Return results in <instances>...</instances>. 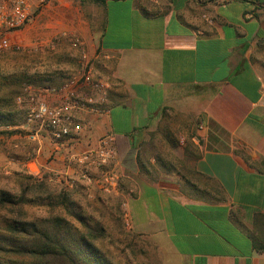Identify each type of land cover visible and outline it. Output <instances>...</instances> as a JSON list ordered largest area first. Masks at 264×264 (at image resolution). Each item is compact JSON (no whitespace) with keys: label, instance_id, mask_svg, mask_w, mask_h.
<instances>
[{"label":"crops","instance_id":"0c3cea01","mask_svg":"<svg viewBox=\"0 0 264 264\" xmlns=\"http://www.w3.org/2000/svg\"><path fill=\"white\" fill-rule=\"evenodd\" d=\"M97 3L66 25L80 39L69 76L87 62L105 104L75 113L76 140L33 137L29 172L99 189L82 161L110 136L114 195L158 264H264V0ZM164 122L176 157L198 154L166 173L143 150Z\"/></svg>","mask_w":264,"mask_h":264},{"label":"rangeland","instance_id":"374dc122","mask_svg":"<svg viewBox=\"0 0 264 264\" xmlns=\"http://www.w3.org/2000/svg\"><path fill=\"white\" fill-rule=\"evenodd\" d=\"M98 3L97 0H50L43 12L33 16L18 32L19 47L0 54V84L9 87L11 81L19 82L12 99L0 104V190L19 194L25 190V185L34 184L38 178L45 185L40 190L34 185L27 190L26 196L31 199L24 206L27 217L49 218L59 213L76 228L80 227L78 217L90 226L99 222L104 229L103 235L91 241L92 253L98 259L96 262L158 264L151 252L144 249V244L136 241L130 226L125 225L122 205L114 193L104 192L96 180L94 182L99 189L93 188L91 192L83 183H77L73 188L71 180H63L59 173L48 170L30 173L26 165L35 157L31 148L36 139L25 127L26 115L32 104L30 99H42L39 96L42 88L56 86L77 69L76 55L72 53L75 48L71 46V37L75 35L66 29V25L75 24L78 16L81 19L86 16L88 6ZM17 97L21 100L18 101ZM43 99L47 100V97ZM175 149L170 151V162L176 166L179 162L193 160L185 149L182 158L176 157ZM60 193L68 194L65 204L56 203ZM7 215L6 210H0L1 217ZM89 253V249L82 251V255Z\"/></svg>","mask_w":264,"mask_h":264},{"label":"built area","instance_id":"2783aa9c","mask_svg":"<svg viewBox=\"0 0 264 264\" xmlns=\"http://www.w3.org/2000/svg\"><path fill=\"white\" fill-rule=\"evenodd\" d=\"M50 0H0V54L19 47L14 34L20 32L33 18L39 15ZM80 39L71 37V46L78 47ZM85 58V54H82ZM108 83L95 77L87 64L78 75L63 79L56 86L42 88V99L31 98L32 104L26 115L25 127L31 137L44 133L52 141L76 140L82 132V124L75 119V113L98 112L105 104ZM47 97L43 99V97ZM20 101L21 98L17 97ZM50 100V101H49ZM34 139V138H33ZM110 136H102L94 146L89 145L83 159L89 167L83 169L85 179L96 180L106 193L117 190V175L108 168L115 158V150ZM91 169L97 172L92 174ZM124 223L130 226V219L124 214Z\"/></svg>","mask_w":264,"mask_h":264},{"label":"trees","instance_id":"16d2710c","mask_svg":"<svg viewBox=\"0 0 264 264\" xmlns=\"http://www.w3.org/2000/svg\"><path fill=\"white\" fill-rule=\"evenodd\" d=\"M18 85L19 82L16 81H11L9 87L0 84V104L3 105L6 100L12 99ZM154 135L160 138L155 141ZM170 135L169 123H162L147 144H144L143 149L153 155L156 164L160 165L164 172L175 169V164L170 162V151L177 146V142L170 138ZM161 148L165 149L164 153L161 152L163 150ZM187 148L189 145L185 147L186 154L192 155L193 159L196 158L198 154L192 149L188 153ZM180 170L177 169V173L183 174ZM33 185L40 190L45 184L36 178L34 184L25 185V190L19 194L0 190V210L8 212L7 216H0V264H111L96 262L98 259L92 253L91 241L101 237L104 232L101 223L97 222L90 226L78 217L80 227L76 228L59 213H54L49 218L27 217L24 206L31 199L27 198L26 193ZM67 200L68 194L60 193L56 203L65 204ZM259 218L264 219V215H260ZM87 249L90 253L82 255V251Z\"/></svg>","mask_w":264,"mask_h":264}]
</instances>
